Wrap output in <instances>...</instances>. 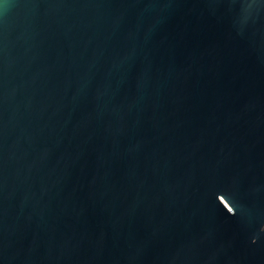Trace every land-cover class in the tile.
Masks as SVG:
<instances>
[{"label":"water","instance_id":"1","mask_svg":"<svg viewBox=\"0 0 264 264\" xmlns=\"http://www.w3.org/2000/svg\"><path fill=\"white\" fill-rule=\"evenodd\" d=\"M0 264H264V0H0Z\"/></svg>","mask_w":264,"mask_h":264}]
</instances>
